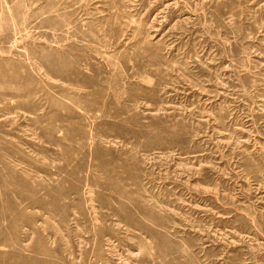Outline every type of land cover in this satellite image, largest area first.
Wrapping results in <instances>:
<instances>
[{
	"label": "rangeland",
	"instance_id": "obj_1",
	"mask_svg": "<svg viewBox=\"0 0 264 264\" xmlns=\"http://www.w3.org/2000/svg\"><path fill=\"white\" fill-rule=\"evenodd\" d=\"M0 264H264V0H0Z\"/></svg>",
	"mask_w": 264,
	"mask_h": 264
}]
</instances>
